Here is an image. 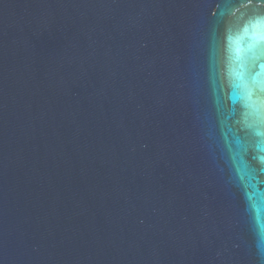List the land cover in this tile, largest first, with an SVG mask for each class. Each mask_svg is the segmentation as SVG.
Here are the masks:
<instances>
[{
    "label": "water",
    "instance_id": "1",
    "mask_svg": "<svg viewBox=\"0 0 264 264\" xmlns=\"http://www.w3.org/2000/svg\"><path fill=\"white\" fill-rule=\"evenodd\" d=\"M0 264H264V0H0Z\"/></svg>",
    "mask_w": 264,
    "mask_h": 264
}]
</instances>
